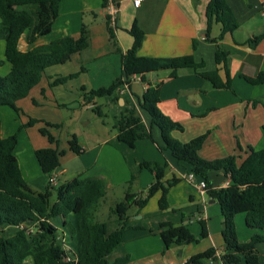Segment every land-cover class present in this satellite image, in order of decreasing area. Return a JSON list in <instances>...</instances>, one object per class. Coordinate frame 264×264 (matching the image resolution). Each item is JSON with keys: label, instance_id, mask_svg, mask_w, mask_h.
<instances>
[{"label": "crops", "instance_id": "crops-1", "mask_svg": "<svg viewBox=\"0 0 264 264\" xmlns=\"http://www.w3.org/2000/svg\"><path fill=\"white\" fill-rule=\"evenodd\" d=\"M104 1L106 5L102 6ZM207 2L141 0L135 6L133 0H63L52 31L44 36L45 39L39 37L34 43L27 44L22 36L18 41V50L24 53L64 36L77 38L83 25L87 30L86 48L73 54L63 65L47 68L38 85L31 89L26 98L16 103L20 112L0 107V135L6 138L17 133L18 144L14 155L22 177L34 192L45 189L47 178L38 171L40 168L37 162L39 169L33 166L35 175H39V172L42 174L37 181L31 180L29 183L28 173H23L18 154H22L19 148L26 140L34 158L35 151L55 146L59 153H63L59 158V167L52 174L56 180L53 187L67 184L75 178L102 179L105 196L99 204L106 200L109 192L116 189L122 191L124 198L129 187L130 193L145 197L153 175L140 168L142 162L167 163L165 179H178L168 191L169 207L166 210L158 208L160 193H156L144 208L139 210L134 207L128 212L129 218L121 244L123 251L109 258L111 260L129 256L132 264H184L191 256L216 248V260H203L202 264H221L218 259L223 248V218L219 206L205 192L199 191L197 177L189 179L191 173L188 166L178 163L169 151L158 149V146H162L160 131L151 125L149 115L139 106V99L149 85H160L159 109L165 116L182 125L183 132L173 133L176 139L185 143L207 133L198 152L201 158L210 161L232 155L237 164H240L250 148L264 149V85L253 86L241 78L242 75L254 78L264 71V39L257 44L248 43L250 38L264 32V0H227L239 25L237 30L226 34L220 42L228 53L226 67L231 78L230 89L213 88L198 75L202 70L183 68L177 70L175 76H172L171 70H161L148 73L145 81H141L139 77L134 79L129 87L124 86L118 91L119 95L115 100L111 96L99 98L102 103L95 99L96 106L102 109L103 117L95 114L93 106L80 104L82 93L108 87L120 76L121 55L132 45V37L127 31L134 21L145 33L138 56L172 58L192 55L196 63H204L203 71L218 70L219 77L225 81L223 65L215 63V44L205 40L204 12ZM111 5L117 10L114 16L117 27L115 40L120 51L111 47L107 34L106 17ZM220 30V24H213L210 37L217 38ZM4 49L5 44L0 40V76L7 75L11 70V65L5 59ZM132 107L138 110L153 141L140 140L134 148H129L118 141L114 127L123 110ZM107 113L110 115L109 120ZM29 118L61 125L58 129H48L54 143H49L47 136L40 133V129L44 128L42 123L20 129ZM75 127L79 133L74 130ZM72 134L77 136L81 147L78 155L69 150L68 140ZM131 176H136V180L129 186ZM210 181L213 188L225 187L227 183L222 172L212 173ZM52 198L54 201L55 196ZM112 208L109 207L107 220L115 222L116 225L111 230L114 232L119 229L120 224L112 214ZM107 220L94 219L95 222ZM68 222L69 227L63 223L61 225L64 235L62 242L65 245L67 238L73 242L74 245L68 242L65 249L75 257L77 240L70 232V228L74 227V218ZM166 222L175 226L186 225L199 241L165 249L159 236V225ZM200 222H204L207 228L205 238H199ZM234 224L240 243L248 242L253 234L264 235V230L247 227L244 213L234 217ZM4 230L11 235L16 228L6 227ZM107 230L109 232L108 224ZM130 233L132 235L127 237ZM128 238L130 242H126ZM151 238L157 246L152 252L145 247L134 248L132 244L134 240ZM255 251L259 264H264V243L257 244Z\"/></svg>", "mask_w": 264, "mask_h": 264}, {"label": "trees", "instance_id": "trees-1", "mask_svg": "<svg viewBox=\"0 0 264 264\" xmlns=\"http://www.w3.org/2000/svg\"><path fill=\"white\" fill-rule=\"evenodd\" d=\"M63 0H0V40L5 44L6 61L11 65L10 72L0 76V107H8L20 112L16 103L26 98L40 82L47 68L63 65L73 54L81 52L87 46L86 27L83 25L79 36H64L52 40L46 45L38 46L28 52L18 50V41L23 36L27 44H32L39 37L48 36L58 14L59 5ZM199 1V0H194ZM205 8V40L215 44V63L222 64L225 81L219 77L218 70L203 71L204 63H196L192 55L172 58H149L138 56L145 39V33L134 21L127 31L132 37L131 47L121 55L120 76L108 87H101L82 93L80 104L93 106V111L103 117L102 109L96 106L95 99L103 97L118 98V91L129 85L137 76L145 81L151 72L190 68L200 71L198 75L207 80L215 89H230L231 78L226 67L228 53L220 42L226 34H231L239 25L229 7L227 0H207ZM106 5V1L102 6ZM213 24H220L221 30L217 38L210 37ZM107 34L111 47L120 51L116 44V25L106 17ZM264 39V32L250 38L248 43L257 44ZM192 47H195L193 43ZM247 83L256 86L264 85V71L254 78L241 76ZM84 92V89H81ZM139 106L147 112L151 125L160 131L162 146L160 151H169L171 156L181 164L189 167L190 173L206 185L205 193L215 200L224 219L225 228L221 231L223 248L219 256L221 264H259L255 251L257 244L264 243V235L253 234L249 241L240 243L237 238L234 217L244 213L246 225L250 229L264 230V149H249L244 160L237 164L234 156L205 160L198 154L207 133L180 142L173 136L174 132H183V127L176 121L165 116L159 109L160 85H149L139 99ZM61 108L65 106H60ZM42 123L40 129L47 136L49 143H54L48 129H58L59 124L29 118L20 129L30 128ZM1 126V121H0ZM119 142L134 148L137 141L149 139L152 135L147 131L144 122L135 107L125 108L114 127ZM264 131V125L262 126ZM18 144L17 133L2 138L0 135V264H132L130 257L124 256L108 259V256L123 242V233L129 218L128 212L136 207L142 209L148 200L160 193L158 208L166 210L169 205L167 194L169 189L178 182L172 178L166 180L167 163L142 162L140 168L153 175V181L146 190L145 197L130 193V187L122 201L112 209V214L120 224L118 230L109 233L107 223L95 222L96 208L105 196L104 183L100 178H75L67 184L53 187L49 184L53 172L59 167L62 152L54 148L35 151V159L47 184L43 191L34 192L22 177L14 150ZM69 150L74 154L81 153L77 136L72 134L68 140ZM222 172L228 185L213 188L210 181L212 173ZM136 180L131 176L129 186ZM53 195L55 200L52 201ZM73 216L74 227L71 234L76 238V260H68L72 254L67 252L63 242H58V229L52 224L54 218L63 219L64 226L69 227L68 216ZM14 227L16 230L6 234L4 228ZM159 236L165 249L172 246H183L199 241L186 225L175 226L172 223H160ZM204 222H200V237L207 236ZM218 249L210 248L202 253L191 256L184 264H202L203 260L215 259Z\"/></svg>", "mask_w": 264, "mask_h": 264}, {"label": "rangeland", "instance_id": "rangeland-1", "mask_svg": "<svg viewBox=\"0 0 264 264\" xmlns=\"http://www.w3.org/2000/svg\"><path fill=\"white\" fill-rule=\"evenodd\" d=\"M45 39V37H43ZM98 102L99 103H102L101 99H98ZM107 120L110 119V115L107 113ZM74 130H77V132L79 133V130L77 127H75ZM28 150V153H26V151ZM19 151H22V154H18L19 156V160H20V164L22 166V170H23V173L26 175V173H28L29 175V178L28 181L29 183L32 181H37L38 178L40 176H42V174H40L39 172V175H35V170L33 169V166H36L37 169L38 166L36 164V161H35V158L33 156V153L31 152V149H30V145L28 144V141L26 140V142H23L21 143L20 145V148H19ZM169 153V152H168ZM170 154V153H169ZM40 171V170H38ZM136 191V190H135ZM54 199V198H52ZM123 200V195H122V191L120 189H116L114 192H109L108 193V196L106 198V200H104V202L100 203L99 204V213L95 214V221H103V220H107L108 216H109V207H114L119 201ZM68 221L72 220L73 217L72 216H69L67 217ZM107 222L108 224V227H109V233L112 232L111 230H113L114 226L116 225L115 222H112V221H105ZM52 223L57 227L58 229V242H62L63 241V233L61 231V225H62V218L60 217H57V218H54L52 220ZM132 223H143V221H132ZM66 231H68V228L65 227ZM127 232V231H126ZM147 232H149L147 230ZM125 233V232H124ZM133 233V232H131ZM127 234V237L129 235H132V234ZM67 241L70 243V244H73V242H71L70 240H68L67 238ZM155 240L153 238L151 239H148V240H141V241H138V240H134L132 242V244L134 245V248H137V247H145L146 249H148L149 251H155L157 246L155 245ZM68 242H65V245H68L67 243ZM126 242H130L129 241V238L127 239ZM131 244V243H130ZM74 245V244H73ZM121 246V245H120ZM118 247L116 248L112 253L111 255L108 257L109 258H112L113 255H116L117 254H120L122 253L123 251V248L122 246L121 247ZM127 247V246H125ZM128 248H131V247H128ZM164 251V250H163Z\"/></svg>", "mask_w": 264, "mask_h": 264}, {"label": "built area", "instance_id": "built-area-1", "mask_svg": "<svg viewBox=\"0 0 264 264\" xmlns=\"http://www.w3.org/2000/svg\"><path fill=\"white\" fill-rule=\"evenodd\" d=\"M140 2H141V0H133V4H134L135 6H138V5L140 4ZM116 12H117L116 8H115L114 6L111 5V6L109 7V16H110V19H111V25H112V26L115 25V18H114V16H115ZM263 13H264V12H263ZM136 78H138V77H137V76L133 77V78H132V81H133L134 79H136ZM194 178H195V176H194L193 174H190V175H189V179H190V180H192V179H194ZM48 182H49V184H50L51 186H54V185L56 184V180H55V178H54L53 176H51L50 178H48ZM226 185H228V182L226 183ZM205 187H206L205 183H204L203 181L199 180V181H198V184H197V188L199 189V191H200L201 193H204V192H205ZM68 260H76V258L72 256V257H70Z\"/></svg>", "mask_w": 264, "mask_h": 264}, {"label": "water", "instance_id": "water-1", "mask_svg": "<svg viewBox=\"0 0 264 264\" xmlns=\"http://www.w3.org/2000/svg\"><path fill=\"white\" fill-rule=\"evenodd\" d=\"M213 202V201H212ZM225 228L224 219H222V229Z\"/></svg>", "mask_w": 264, "mask_h": 264}]
</instances>
